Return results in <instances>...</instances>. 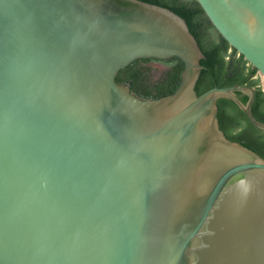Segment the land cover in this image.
I'll return each instance as SVG.
<instances>
[{
    "label": "water",
    "instance_id": "water-1",
    "mask_svg": "<svg viewBox=\"0 0 264 264\" xmlns=\"http://www.w3.org/2000/svg\"><path fill=\"white\" fill-rule=\"evenodd\" d=\"M196 1L264 79V0ZM172 58L169 96L117 81ZM204 59L155 4L0 0V264H264V159L217 117L228 99L264 132L256 91L198 96Z\"/></svg>",
    "mask_w": 264,
    "mask_h": 264
},
{
    "label": "trees",
    "instance_id": "trees-1",
    "mask_svg": "<svg viewBox=\"0 0 264 264\" xmlns=\"http://www.w3.org/2000/svg\"><path fill=\"white\" fill-rule=\"evenodd\" d=\"M165 7L182 17L197 40L205 59L195 87L198 96L208 90L234 85H247L256 91L252 105L254 117L264 123V87L257 70L249 65L217 32L196 0H140ZM163 65V69L156 67ZM184 64L178 58L169 60H138L117 76L120 83L129 84L131 91L144 99L157 100L173 94L181 83ZM236 96L246 104L248 97ZM218 121L227 139L238 142L264 159V132L257 130L243 111L231 100L220 99Z\"/></svg>",
    "mask_w": 264,
    "mask_h": 264
},
{
    "label": "rangeland",
    "instance_id": "rangeland-1",
    "mask_svg": "<svg viewBox=\"0 0 264 264\" xmlns=\"http://www.w3.org/2000/svg\"><path fill=\"white\" fill-rule=\"evenodd\" d=\"M155 65H156V67H158L160 69H163V65L158 64V63H156ZM262 83H263V87H264V80L262 81Z\"/></svg>",
    "mask_w": 264,
    "mask_h": 264
},
{
    "label": "built area",
    "instance_id": "built-area-1",
    "mask_svg": "<svg viewBox=\"0 0 264 264\" xmlns=\"http://www.w3.org/2000/svg\"><path fill=\"white\" fill-rule=\"evenodd\" d=\"M261 78V77H260ZM261 80L263 81L264 79L263 78H261ZM263 84V83H262Z\"/></svg>",
    "mask_w": 264,
    "mask_h": 264
}]
</instances>
